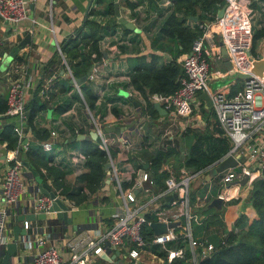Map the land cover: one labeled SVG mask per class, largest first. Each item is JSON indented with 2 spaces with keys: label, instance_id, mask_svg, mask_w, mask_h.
<instances>
[{
  "label": "built area",
  "instance_id": "2783aa9c",
  "mask_svg": "<svg viewBox=\"0 0 264 264\" xmlns=\"http://www.w3.org/2000/svg\"><path fill=\"white\" fill-rule=\"evenodd\" d=\"M31 2L32 0H0V19L14 27L24 23L28 20ZM252 3V0H224V13L213 23L219 27L217 35L220 38V47L226 49L228 62L241 75L242 82L237 91L228 95L226 91L210 90L209 58L212 57V48L206 47V26L200 25L199 29L203 30V34L193 41L190 52L182 60L183 76L179 79L177 90L168 95L148 94L149 103L158 104L165 111L161 122L167 123V128L170 129V126L176 124L178 118L187 117L192 113L193 104L201 93L206 92L211 100L210 109L214 114V124L230 143V149L226 155L208 169L189 172L183 167L179 170L178 176L170 173L164 180L165 188L162 191L142 189L135 194L144 183L149 182L152 188L154 184L144 166L136 168L131 160L140 156L143 149H150L153 152L161 146L174 147L175 138L167 131L162 137L156 140L149 139L143 147L141 146L143 136L147 134L145 124L147 128L149 125L147 117H143V114L135 116L136 108L133 101L137 100L140 103L138 114H141L143 110L144 114L149 116L147 101L130 85L129 77L123 86L127 93L126 98L107 101L112 97H109L110 88L106 81L103 88L96 92L97 101L93 110L87 106L80 87L72 85L85 103V110L90 116L88 124L97 134L96 143L106 153L107 162L111 164L110 183L114 184H110L109 189L116 193L119 206L110 217L109 223L104 221V223L95 224L90 232L77 233L64 240L63 247L68 254L67 260L63 258L59 249L46 246L51 238L50 231H53V227H49L46 223L39 225L24 222L23 227L28 231V239L25 250L19 253L24 262L27 261L23 259L27 257L24 252L33 248L35 253L32 264H114L117 259L124 260L123 264H147V259L152 260V264H171L175 259H182L186 251L191 254L189 261L192 264H198L199 261L211 256L214 250L211 243L206 240L196 243L193 239L194 216L191 214L193 207L199 210L212 201L208 199L211 188L206 190L204 196H196L195 203L191 207L192 182L232 156L237 162L236 166L228 168L216 179L218 183L216 186L219 188L216 198L224 203L229 201L226 195L229 186L235 183L240 184L244 177H247L246 184H252L264 175V69L260 74L253 71L254 64L263 61L264 57L258 54L252 55L251 52L254 25L252 20L255 16ZM167 5L169 3L164 2L159 6L167 7ZM132 22L134 23L135 20ZM122 43L130 45L128 40ZM57 52L66 66L65 74L68 79L73 80L74 76L60 47L57 48ZM217 60H223L222 55H218ZM103 62L93 64L86 81L88 84L95 85L99 82L100 67ZM31 87L32 78L23 75L10 82L4 97L0 92V101L4 99L6 102V111L3 115L16 119L14 133L17 138L16 147L6 151L7 167L0 176V264L5 247L12 241L10 220L12 214L15 215L13 221L24 213L48 215L53 212L55 200L64 203L69 214L78 210V205L66 198L60 190H55L52 184L47 185L54 193V199L47 194L39 193L35 194L23 208L20 207L19 202L25 196L22 172L25 168V154L29 149L25 131L28 128L27 97ZM49 89V84L44 83L40 86L38 96L41 100L49 99ZM102 107L104 108L103 116H95L94 113ZM112 107L118 110L117 115L111 112ZM74 110L75 103L61 115L75 116ZM119 123L123 125L124 130L115 138L106 136L109 133H105L104 128L120 126ZM79 124L76 120V125ZM154 126L156 125L152 124L150 129ZM81 129V126L73 128V135H80ZM132 132L137 134V139L131 138ZM149 136L152 137L151 134ZM59 140V131L52 130L49 138L39 145L43 152L51 154L57 149ZM86 160L87 156L84 153L66 155V161L77 172L84 170ZM143 163L142 160L139 162L140 165ZM122 172L128 174V183L132 182L127 184V187L121 183ZM169 196L174 198L171 201L165 200ZM12 210L13 213H11ZM15 210L16 213H14ZM201 218L200 215L198 220ZM152 223L166 225L177 223L178 225L167 228L163 234L155 235L151 229ZM46 229L50 230L47 234L44 233ZM148 229L152 231V235L147 232ZM234 232H237V229ZM179 242L182 244L179 248L168 247L169 244ZM153 246H157L161 252H164V257L155 254ZM116 252L119 255H116ZM103 256H106L108 260H104ZM22 260L16 262L14 258L12 264H19ZM154 260L157 261L154 262Z\"/></svg>",
  "mask_w": 264,
  "mask_h": 264
},
{
  "label": "crops",
  "instance_id": "0c3cea01",
  "mask_svg": "<svg viewBox=\"0 0 264 264\" xmlns=\"http://www.w3.org/2000/svg\"><path fill=\"white\" fill-rule=\"evenodd\" d=\"M90 1L91 0H32L31 4L34 5V10L29 12L28 20L24 23L14 27L10 24H6V22L0 19V92L2 93L3 97L7 92L10 82H12L14 79L21 78L23 75H27L32 78V87L27 97L29 98V101H27L28 104L32 100L36 90L40 88V86H42L44 83L52 86L54 81L58 80V85H65L66 80L70 81L67 74H65L66 66L59 56L57 48L67 42L71 37H76V31L83 27L85 21L90 18L89 13L91 9H95L100 12L99 15L92 17V19L99 23L101 28L105 27L108 22L113 20L109 16L101 14L102 9L105 5L98 6L96 4V0H93L89 8ZM136 1L137 0H117V3L119 5L121 16H123L130 22H132V20H135V22L132 23L135 25L137 31H130V34H124L123 28L120 26H116L115 34L108 32L106 33V35H103V39L100 41V48L103 51L104 55H106V57H104L103 65H101L100 67L99 82L95 85H90L96 94V92L98 93L103 88V85L107 81L108 88H110L109 97H112L107 101H113V99L116 98H126V96L124 95L126 92L123 89L125 87L123 86L125 85L126 79L128 78L127 73L130 70H133L135 67H138L142 63H150L153 56H155V64L158 68L169 64V62H171L174 57L175 62L182 69V60L187 55V53H185L177 57V55L175 54L174 44L172 43L170 54L157 51L151 46L152 41L157 35L159 24L162 22L164 16L170 13L173 9V5L171 4V2L169 0H155V3L153 4H159L160 6L161 3H169L167 7L159 6V10L161 13L160 15L156 12L150 11L151 6H149V0H143L140 5L133 9L128 7V2L133 4L136 3ZM261 3L263 2L261 1ZM165 8L167 10L164 12ZM193 10L195 11V15L186 13L187 11L182 10L176 13L177 18L183 19V25L186 28L194 29L198 28L200 25L206 26V47L212 48V57L209 58V69L211 76L210 84L214 85H212L213 87L209 86V88L213 92L226 91L228 95H231L232 93H234V90L240 88L242 80L241 75L238 74L234 70V68H232V66L230 68H227L223 60H217V56L221 55L220 38L219 35H217L219 27L215 26V24L213 23L215 22L216 18H218L219 10L214 16L212 14H207L206 16L208 19L200 18V16H203L205 14V11L202 10L199 6H194ZM262 10H264V7ZM114 18L117 21V18L115 16ZM211 18L213 19L210 20ZM155 20H157V23H155L156 26L154 25V27H151L149 33H145L144 27ZM29 31H31V33ZM27 34L31 35V42L24 49L20 50L16 57L12 58L10 56L11 50ZM164 39L165 37L163 36L161 41H163ZM125 40L133 42V45H126L122 43ZM114 42H117V44H115ZM118 44L125 47L127 46L124 52L118 51ZM251 49L252 55L258 54L264 57V37L257 42L255 48L252 47ZM54 60L58 62V64H54L56 72H53L52 75H49L50 71L48 65ZM61 65L65 67V70L61 69ZM221 80H225V82L222 85L217 86L218 82H220ZM54 86L56 87V89L53 90V98L51 99L47 108L36 115L33 120V126L36 129L48 130L49 133L52 130L59 131L60 140L56 146L57 149L50 155L41 150V155L47 159L52 158V161L48 163L50 167H58L64 171H68V174L66 175L64 180L67 185L70 186V184H81L77 182V176L79 175L78 172L68 164V161H66V155L70 153H83L81 147L79 148V146L76 149H69L66 147V140L71 142V138L75 136L73 135V131H71L73 130V128H75L74 123H68L67 125H65V122H63V115H58L55 111H53L54 105L62 103L64 99H67L65 97H67L69 93L63 94L59 91V87L56 86L55 83ZM41 101L44 102L46 100ZM135 101L138 103L137 100ZM135 108V116L138 117L143 114V117H147L148 125H156L157 123H160L162 117L165 115H161L157 112V116L155 117V119H152L150 116H146L143 110L141 114H138V111L140 110V103H138V107ZM209 111L212 110L208 108L206 102L203 100H199L198 98V100H196V102L193 104L192 113H194V115H192L190 119L187 118L192 113L187 117H181L176 120L175 125H184V127H181V132L177 135V137H179L175 138V142L178 145L176 150L178 151L181 149V154L183 155V157L187 155V151L186 149H184V146L180 147L181 144L185 145L184 143H182L183 136L180 135H183L186 127H189L195 131H201L202 129H205V126L208 123L211 127L214 124L215 118L214 116L211 117L208 114ZM200 115L205 118L201 116V119ZM185 118L187 119L186 123L180 121L181 119ZM193 118L195 123L188 122ZM15 123L16 119L9 118L7 116H4L3 114L0 115V131L5 125H15ZM119 125L120 126H114H123L121 123H119ZM84 128H86V130H84ZM84 128L81 129L80 133L83 132L82 134L88 135V133L91 131V128L89 126H84ZM70 131L72 133H70ZM25 134L26 140L29 144H39L38 141L34 142V136L29 127L26 129ZM130 135L131 138L137 139V134L135 132L130 133ZM107 136L115 138L117 134L109 133L107 134ZM174 147L176 146L174 145ZM6 151V143L0 144V176L5 172L7 167L5 161ZM132 160V165L137 168V164ZM180 162H182V160ZM172 167L173 165H171L169 169H172ZM164 170H166L169 174L171 173V170H167L165 168ZM41 171L44 172L43 169H41ZM86 171L87 169L84 167L82 173ZM205 175L206 174L198 178V180H200L199 187L194 188L192 186L191 188L194 195L197 197L199 196L196 194V190L203 189L205 185H207L206 187L207 189H209L211 187H216V185L218 184L216 180L217 177L213 178L212 180H206L204 177ZM120 180L121 183L127 184L129 181L128 174L122 172L120 175ZM22 184L25 187V196L22 200H20L19 204L20 207L23 208L24 205L31 201L32 197L35 194H39L40 192L36 189V186L38 184L36 178L32 174H30V172L26 168H24L22 172ZM46 184H51V182L47 181ZM250 185L252 186V184L245 183L244 185H241L235 183L229 186L227 189L226 195L230 200L223 203L221 212H223L225 226L229 230L234 226L235 221L240 216H245L248 220H252L256 217V213L248 200L249 192L251 190ZM206 190L204 189V192ZM108 192L114 193L111 188ZM103 196L105 197V199H107L106 195ZM115 199L116 200H114L111 204L107 200V203H93V205L86 206L84 204L78 205V210L71 214L73 224L77 226V230H73V228L63 225V231H61L60 226H57L55 229H53V231H50L48 229L44 230L45 234H47L49 231L51 233V238L47 241L46 246L56 247L61 251L62 254L66 255L67 251L63 247L64 240L77 233L90 232L92 228H94L95 224H99L101 222L104 223V221L109 223L110 217L114 213L115 209L119 206V199L117 197H115ZM97 202L98 201H96V203ZM11 213H13V210ZM14 213H16V210ZM13 216L15 215L12 214L10 218L12 225L14 224ZM35 223L44 225L43 221L33 222V224ZM57 228L59 230H57ZM34 253L35 248L25 251L24 254L25 256L27 255L28 260L24 262L21 259L22 261L19 264H32V257Z\"/></svg>",
  "mask_w": 264,
  "mask_h": 264
},
{
  "label": "trees",
  "instance_id": "16d2710c",
  "mask_svg": "<svg viewBox=\"0 0 264 264\" xmlns=\"http://www.w3.org/2000/svg\"><path fill=\"white\" fill-rule=\"evenodd\" d=\"M142 1L143 0H137L136 3L133 4L128 2L127 5L129 8L133 9L140 5ZM169 1L173 5V9L170 13L164 16L162 22L159 24L157 35L152 41L151 46L157 51L170 54L172 43L175 47V54L178 57L190 52L193 41L203 34V30L199 29V27L194 29L186 28L183 25V19H178L176 13L185 10L187 11L186 13L195 15L193 8L194 6H199L205 11V14L200 16V18L208 19L206 15L212 14L214 16L216 12L223 7L224 0ZM261 1L264 3V0ZM96 4L98 6L105 5L101 14L109 16L113 20L108 22L105 27L101 28L100 24L92 19V17L99 15L100 12L91 9L89 13L90 18L85 21L83 27L76 31V37H71L67 42L60 46L61 51L69 64L70 70L76 78L84 76L94 63L103 62L105 55L100 48V41L103 39V35H106L108 32L115 34L116 26L122 27L124 34H130V31L117 23L114 18L113 0H96ZM253 6H255V4H253ZM166 10L167 9L165 8L164 12ZM150 11L161 15L159 4L151 5ZM212 19L213 18L210 20ZM155 23H157V20L152 21V23L145 26L144 32L149 33L150 28L154 27V25L156 26ZM163 36L165 39L161 41ZM263 37L264 19L261 27L253 30L254 48L256 47L257 42ZM114 43L117 44V42ZM129 43L130 45H133V42L129 41ZM126 47L119 44L117 45L119 52H124ZM174 59L175 58L173 57V60L169 62V64L158 68L155 64V56H153L150 63H142L127 73L130 85H132L147 101V112L152 119H155L157 116V111L154 109V105L149 103L147 99L148 94L159 93L168 95L172 94L179 87V79L183 76V71ZM54 64H58V62L54 60L48 65L50 71L49 75L56 72ZM61 69L65 70V67L61 65ZM54 83L59 87L61 93L65 94L71 92L70 88H72V86L68 88H66L64 84H60V86L58 85V80L54 81ZM54 83L50 86L48 91V100L44 102L41 101V98L38 96V88L27 106L28 127L34 136V142L38 141L39 144L49 138V132L45 129H36L33 126V120L39 112L44 111L47 108L53 98V90L56 89ZM237 90L238 88L233 92ZM80 91L84 96L87 106L93 110L95 108L97 96L91 85L87 82L82 84L80 86ZM73 100L74 98L72 95L62 103L54 105L53 111L58 115L65 113L71 108ZM5 111L6 102L3 99L0 101V115ZM208 114L211 117L214 116L212 111H209ZM150 127L151 125L148 126V132ZM82 133L83 132L80 134ZM183 135L187 138L188 153L182 158L181 166L189 172H198L208 169L225 156L230 149L229 140L223 136V133L215 124L211 127L209 126V123L206 124L203 131H195L186 127ZM149 139V133L143 136L141 146L143 147ZM2 143H6L7 150L16 147L17 138L14 133V125L8 124L1 129L0 144ZM80 143L82 152L87 156V160L84 163V167L87 171L77 176V182L85 185L90 194H101V189L103 188L106 177L103 168L107 162L106 153L99 148V145L96 142L84 140ZM39 144H29V149L25 154V159L30 168L38 173L42 182L46 183L49 180L55 190H60L66 198L74 201L75 204L80 205L79 203L84 201V198H80L83 188L67 185L64 180L68 171H64L58 167H50L48 163L52 161V158L47 159L41 155V146ZM176 153L177 151L175 147L161 146L153 152H143V154L136 156L132 161L137 164V168H141L145 164H148L147 172L151 175L156 192H159L164 190V180L169 176V173L164 170V164L173 154ZM141 156L145 159L143 160ZM141 160L144 161L142 165L139 164ZM41 169L45 172L43 173ZM206 173H208V171H206ZM127 184H132V182ZM127 184L124 183V186L127 187ZM206 186L207 185H205L202 190H196V194L199 197H202L206 192H203L204 189H207ZM218 192L219 188L217 186L211 187L208 199L213 200L216 198ZM195 197L194 193H192L190 199L191 207H193L195 203ZM248 200L256 213V217L252 220H248L245 216H240L235 221L233 228L229 231H226L225 228L223 212L209 208L208 206L197 211L202 218L198 220L195 232L202 235L200 241L206 240L214 246L211 256L199 261L198 264H264V175L262 178L252 183ZM104 201L105 197L103 196L100 198L99 202ZM43 223H46L49 227H54V229L57 226H60L61 231L64 230L62 223L58 220H48ZM235 229H237V232H234ZM57 230L59 229L57 228ZM147 232L150 235L153 234L150 229H148ZM181 246L182 244H180V242L168 245L171 249L179 248ZM152 249L155 254L164 257L165 253L161 252L157 246H153ZM190 256V252L186 251L182 259H175L171 264H192L189 261Z\"/></svg>",
  "mask_w": 264,
  "mask_h": 264
},
{
  "label": "water",
  "instance_id": "95a60500",
  "mask_svg": "<svg viewBox=\"0 0 264 264\" xmlns=\"http://www.w3.org/2000/svg\"><path fill=\"white\" fill-rule=\"evenodd\" d=\"M92 2H93V0L90 1L89 8H90ZM153 3H155V0H149V6H151ZM29 8H30V11H33L34 5L31 4ZM223 13H224V7H222L218 11V18L222 17ZM114 14H115V17L117 18V21L119 24L124 26L129 31H137L135 25L132 22L128 21L123 16H121L117 0H114ZM6 24H8V23L6 22ZM30 42H31V35L30 34L25 35V37L18 44H16V46L13 47V49L11 50L10 56L12 58L16 57L18 52L20 50L24 49ZM221 55L223 57V61H224L225 66L227 68H230L231 65L228 62L227 53H226L225 48H221ZM105 57H106V55H105ZM92 67L93 66H91L89 68V70L86 72V74L84 76H82L80 78L74 77L73 80H70V84L80 87L82 84L86 83L87 78L92 71ZM263 69H264V60L254 64L253 71L255 73L260 74ZM124 95L127 96L126 93ZM198 98H199V100L205 101L208 108L211 107V100H210V98L206 92L201 93ZM133 104L135 107H138V103L136 101H133ZM154 108L159 114H161V115L165 114V111L158 104H155ZM123 130H124L123 127H105L104 128L105 133L120 134V132H122ZM84 140L96 142L97 134L93 130H91L88 133V135L80 134V135H77V136L71 138L70 141L71 142H75V141L81 142ZM236 164H237L236 160L232 156H230V157L226 158L225 160H223L222 162H220L217 166L211 168V170H209V172L204 177L206 180H212L213 178L217 177L219 174H221L222 172H224L228 168L236 166ZM24 167L30 172V174H32L36 178L37 183H38L36 186V189L41 194H47L52 199H54L55 198L54 193L51 191V189L49 188V186L46 183L41 181L38 173L30 168L27 161L24 162ZM103 168H104L106 177H105L104 185H103V188L101 189V192H108L109 191V185H110V179H111V176H110L111 164L109 162H106ZM144 168L147 170L148 164H145ZM210 171H213V173H214L213 176H211ZM263 174H264V171H263ZM246 181H247V177H244L242 179V181L240 182V184L244 185L246 183ZM142 189L143 190H147V189L153 190L150 183L146 182V183H144V185L142 186L141 189H139L135 192V194H137ZM172 198H174V196H169L165 200L171 201ZM208 207L213 208L217 211H221L222 207H223V202H222V200L215 198L209 203ZM52 211L53 212L51 214H48V215L33 214V213H26L25 214L24 213V215L16 217L14 224L12 225V230H11L12 241L5 247L1 264H12L14 262V258H16V262L21 260V256L19 255V253L22 252L23 249L25 250V244H26L27 239H28V231H26L23 227L24 222L32 223L35 221L47 222L48 220H58L62 223L63 226L71 227V228H73V230H77V226L73 224L72 216H71V214H69L67 212V206L64 203H62L59 200H55L54 205L52 207ZM176 225H178V224L177 223H169L166 225L163 223H152L151 229L155 235H160V234L165 233L167 228H172ZM116 255H119V253L116 252ZM102 258L104 260H108V258L106 256H103ZM23 259L28 260L27 257L23 258Z\"/></svg>",
  "mask_w": 264,
  "mask_h": 264
},
{
  "label": "rangeland",
  "instance_id": "374dc122",
  "mask_svg": "<svg viewBox=\"0 0 264 264\" xmlns=\"http://www.w3.org/2000/svg\"><path fill=\"white\" fill-rule=\"evenodd\" d=\"M254 3H252V9L254 10V12H255V17H254V19L252 20V23L254 24L253 25V30H255V29H259L260 27H261V24H262V21H263V19H264V10H262L263 9V7H264V3H261V0H252ZM253 4H255L256 6H253ZM252 35H253V31H252ZM225 82V80H221L220 82H218V84H217V86L218 85H222L223 83ZM213 84H210V86L211 87H213L212 86ZM65 87L66 88H68V87H71V85H70V81H67L66 80V82H65ZM70 90H71V93H69L68 95H67V97H65V98H69L70 96H72L73 95V98H74V100H73V104L75 103V116H72V115H68V116H65L64 118H63V122H65V125H67L68 123H74V126L77 128L78 126H81L82 128H84V126L85 127H90V125L88 124L89 122H88V120H89V115H88V113H87V111L85 110V103H84V101L80 98V96H79V94H78V92H77V90L75 89V88H73V86H72V88H70ZM27 101H29V98H27ZM64 101H65V99H64ZM114 110H115V112H114ZM111 112L114 114V115H117L119 112H118V110L117 109H115V107H112V110H111ZM103 114H104V108L102 107V108H100V109H98V111H96L95 113H94V115L95 116H98V115H101V116H103ZM192 115H194V113H192L187 119H190V117H192ZM202 115H200V118L202 119V117H201ZM203 118H205V117H203ZM187 119L185 118V119H181L180 121L181 122H185L186 123V121H187ZM76 120H78L79 121V125L77 126L76 125ZM205 120V119H204ZM188 122H193V123H195V121H194V118L193 119H191L190 121H188ZM170 124V123H169ZM84 125V126H83ZM186 125V124H185ZM168 127V125H167V123H162L161 121H160V123H157L156 124V126H154V128L152 127L151 129H149V132H148V128H147V124H145V129H146V132H148L149 134H151V136L152 137H150V140H152V139H154V140H156V139H158V138H160V137H162L163 136V134H165L167 131H169L170 133H171V135H174V138H176L177 137V135H178V133H180L181 132V127H184V125H181L180 124V126H178V124L177 125H174V126H170V129H168L167 128ZM84 130H86V128H84ZM200 130V129H199ZM204 129H202L201 131H203ZM71 131H73V130H71ZM70 131V133H72ZM147 133V134H148ZM189 135V134H188ZM188 135H186V136H188ZM106 136H107V134H106ZM180 136H183L182 138V143H184L185 145H183V144H181L180 145V147L181 146H184V149H186V151H187V153H188V145H187V138L184 136V135H180ZM109 137V136H108ZM179 137V136H178ZM177 137V138H178ZM66 147L67 148H69V149H76L78 146H79V148L81 147V143L80 142H69L68 140H66ZM188 143H189V139H188ZM174 145L176 146L175 147V149L178 147V145L176 144V142H174ZM155 147V146H154ZM154 147H153V149H154ZM179 147V148H180ZM183 148V147H182ZM152 149V150H153ZM55 151V150H54ZM111 151H113V148H111ZM151 152V150L150 149H143L142 151H141V154H143V152ZM177 151V150H176ZM114 153V152H113ZM48 155H50L49 153H48ZM141 158L144 160L145 158L144 157H142L141 156ZM182 158H183V155L181 154V149L180 150H178L177 151V153L176 154H173L168 160H167V162L165 163V166H164V168L165 169H167V170H171V173H173V175L174 176H178L179 175V170L181 169V160H182ZM180 162V163H179ZM171 165H173V167H172V169H169V167L171 166ZM82 172H78V174L80 175ZM205 174H207V173H205ZM210 174H211V176H213L214 175V173H213V171H210ZM70 186L71 187H82L83 189H82V192H81V196H80V198H84V201L83 202H81V203H79L80 205H82V204H84L85 206L86 205H93V203L94 204H100L101 202H99V200H100V198H102L103 197V195H106L107 196V199H105V201H104V203L106 202L107 203V200L110 202V204L114 201V200H116L115 199V197H116V193H111V192H102L101 194H94V195H92V194H90V192L88 191V189L85 187V185H83V184H70ZM192 186L194 187V188H197V187H199L200 186V180H198V179H196V180H194L193 182H192ZM154 189V188H153ZM199 190H202V189H199ZM155 192H156V190H154ZM204 192V191H203ZM230 200V199H229ZM96 201H98V203H96ZM209 205V203H207L206 204V206H208ZM198 210H195V208L193 207L192 208V210H191V214L194 216V218L192 219V224H193V231H194V236H193V239H194V241L196 242V243H198L200 240H201V238H202V235L201 234H197L196 232H195V227L198 225V218H199V216H200V214H199V212H197ZM197 224V225H196ZM226 228V231H229V229L227 228V227H225ZM200 249V248H199ZM63 258L65 259V260H67L68 259V254H66V257H65V255L63 254ZM147 261V264H152V262L151 261H149L148 259L146 260ZM157 260H154V262H156ZM124 263V260H122V259H117L116 260V262L114 263V264H123Z\"/></svg>",
  "mask_w": 264,
  "mask_h": 264
}]
</instances>
